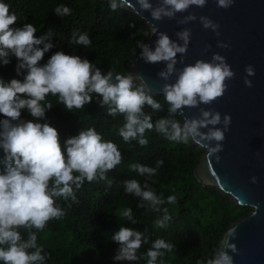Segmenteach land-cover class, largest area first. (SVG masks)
I'll return each mask as SVG.
<instances>
[{"label": "clouds", "instance_id": "obj_1", "mask_svg": "<svg viewBox=\"0 0 264 264\" xmlns=\"http://www.w3.org/2000/svg\"><path fill=\"white\" fill-rule=\"evenodd\" d=\"M140 12H149L152 20L165 18L176 19L177 13H186L192 6L203 8L207 0H159L154 6L150 0H136ZM234 0H217V6L229 8ZM113 11L127 9L128 0H109ZM135 9V8H134ZM59 17L71 14V9L59 5L54 9ZM135 14L139 12L135 9ZM197 20V16L188 12L177 20L185 25ZM18 16L10 11V5L0 0V64L11 63L10 56L17 60L16 74L23 79L13 78L5 81L0 78V149L3 150V170L0 171V262L2 264H45L48 253L38 244V233L43 231L50 220H59L67 214L73 204H79L76 190L85 182L91 184L96 180L114 183L107 177V172L117 168L123 161L121 151L116 143L106 140L95 127H83L77 135L60 142L58 130L46 119V112L54 106L49 97L56 98L68 112L82 110L93 101L113 118L123 116V123L118 135L124 142L137 141L139 146L149 143L146 131L162 134L168 141L177 144H188L190 141L206 149L209 158L223 150L225 132L231 125V117L211 108L200 105H211L221 98L228 89L227 81L235 78V73L219 53H213L210 60L198 59L194 64H183V57L191 39V29L184 28L176 32L173 40L166 32L159 31L155 24H150V32L142 35H155V47L143 41H137L136 47L141 51L139 58L146 63H161L165 67L158 77L165 83L160 89L168 105V115L153 121L145 106L153 112L162 109L144 77L132 72L102 73L96 64L79 55L65 54L58 50L46 63L45 54L55 45L52 43L53 32L36 35L37 28L32 23L16 26ZM199 21L204 29L212 30L217 36L219 24L207 16H200ZM134 38V37H133ZM70 44L88 49L91 39L88 32L73 29ZM218 47L228 48L225 43ZM207 50V49H206ZM178 54L180 59H177ZM133 56H136L135 48ZM134 66V65H133ZM244 84L252 87L247 77L255 74L252 65L245 68ZM175 77L174 82L172 78ZM185 108H197L196 117H183ZM26 111L31 119H23ZM176 117H181L180 119ZM43 121V122H41ZM222 125V127H220ZM163 159L156 161V167L133 163L128 167L140 176L153 177L163 165ZM257 183V177L251 178ZM124 191L140 198L139 208L160 213L154 225L164 228L172 219L168 208H161L165 203H176V196L157 195L147 180L143 184L137 179L124 182ZM62 199L67 207H62ZM256 209L258 205H251ZM119 215L132 224L138 223L133 217L131 207L125 208ZM23 230V231H22ZM26 233L27 236L25 238ZM236 226L230 228L220 239L218 245L208 256L196 264H234L233 255L238 254L235 243ZM110 239L119 244L116 261H127L136 264L145 260L146 264H164L166 252L173 251L175 245L157 238L151 242L146 254L138 255L143 244L149 242L144 231L121 225ZM232 253V254H230Z\"/></svg>", "mask_w": 264, "mask_h": 264}, {"label": "trees", "instance_id": "obj_2", "mask_svg": "<svg viewBox=\"0 0 264 264\" xmlns=\"http://www.w3.org/2000/svg\"><path fill=\"white\" fill-rule=\"evenodd\" d=\"M10 5V11L18 16L17 25L32 23L39 36L51 30L52 43L55 45L45 54L41 63L58 50L65 54L79 55L96 64L102 73L109 70L127 73L128 63L141 51L136 47L137 41L147 42L149 36L142 32H150L145 24L131 9L113 11L109 1L103 0H4ZM59 5L68 6L71 14L59 17L54 9ZM73 29L86 31L91 39L88 49L69 43ZM134 37V38H133ZM11 63L0 64V78L10 81L17 76L15 68L17 60L10 56ZM161 103L162 109L153 112L145 106L153 121L168 115V105L164 97H154ZM54 106L46 112V119L55 127L60 135V142L78 134L83 127H95L106 140L116 143L121 151L123 161L117 168L107 172V177L114 183L111 187L103 180L93 181L76 190L79 204L67 209V214L59 220H50L45 229L38 233V244L44 247L48 257L45 264H130L127 261H116L119 244L110 239L114 231L121 225L144 231L149 238L143 244L138 255L146 254L151 242L162 238L175 245L173 251L166 252L164 264H196L215 248L223 234L232 224L250 214L251 209L240 207L228 196L216 188L205 186L196 176L195 170L206 153L193 142L177 144L165 139L162 134L146 131L149 143L141 147L137 141L124 142L118 135L123 123V116L112 117L93 101L82 110L68 112L63 105L56 104V98L49 97ZM3 117L0 116V119ZM23 119H31L26 111H22ZM182 119L180 117H176ZM43 122V121H41ZM3 150L0 149V171L3 170ZM163 159V165L157 169L153 177H144L129 169L133 163L156 167V161ZM137 179L143 184L148 181L157 195L176 196V203H165L161 208H168L172 219L164 228L154 225V221L162 212L156 213L147 207L139 208L144 203L124 191V182ZM62 207L66 203L57 201ZM131 207L133 217L138 221L132 224L125 221L119 213ZM23 231V230H22ZM25 238L26 233H23ZM2 264V262H0ZM136 264H146L140 260Z\"/></svg>", "mask_w": 264, "mask_h": 264}, {"label": "water", "instance_id": "obj_3", "mask_svg": "<svg viewBox=\"0 0 264 264\" xmlns=\"http://www.w3.org/2000/svg\"><path fill=\"white\" fill-rule=\"evenodd\" d=\"M150 2L156 6L159 0ZM128 5L134 14L135 9L139 12L135 15L146 25L155 24L159 31L166 32L173 40H177L176 32L191 29L187 53L183 64L178 63L177 68L194 64L198 59L210 60L213 53H219L234 71L235 78L227 81L228 89L224 95L211 105H200L218 111L222 118L229 115L231 125L225 132L220 160L217 161L215 156L209 158L206 152L195 174L205 186L214 187L236 205L251 209L248 216L231 226H236V236L231 242L239 250L238 254L230 253L234 264H264V0H234L227 9L218 7L217 0H207L203 8L190 7L188 12L196 15L197 20L185 25L178 24L177 20L188 12L177 13L176 19L154 21L149 12L139 11L136 0H128ZM200 16H207L219 24L220 35L204 29ZM156 38L149 35L146 44L154 48ZM218 43L228 44L229 47H218ZM139 54L129 61L127 72L142 75L154 97H163L160 89L165 81L158 77V73L165 64L146 63L139 58ZM180 58L178 54L177 59ZM248 65H252L255 72L247 77L252 81L250 88L244 84ZM198 115L197 108H185L183 112V117ZM253 176L257 177V183L251 182ZM251 205H258L254 216L252 214L256 209Z\"/></svg>", "mask_w": 264, "mask_h": 264}]
</instances>
